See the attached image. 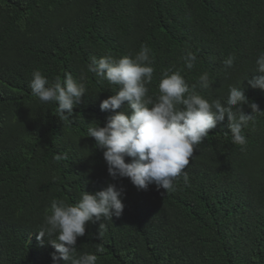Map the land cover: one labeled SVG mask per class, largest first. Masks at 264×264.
Masks as SVG:
<instances>
[{"label":"trees","instance_id":"16d2710c","mask_svg":"<svg viewBox=\"0 0 264 264\" xmlns=\"http://www.w3.org/2000/svg\"><path fill=\"white\" fill-rule=\"evenodd\" d=\"M144 44L153 99L172 68L189 86L208 73L211 86L197 92L209 102H226L231 85L264 111V90L248 83L264 52V0H0V264H64L47 237L36 239L51 202L75 205L110 183L124 189L123 214L88 222L76 244L78 254L101 244L97 264H264V113L244 106L253 120L243 146L232 143L225 117L194 149L189 183L180 176L169 193L113 180L87 136L114 115L100 104L118 90L88 71L91 59L134 57ZM187 51L197 56L191 70ZM37 70L50 82L83 78L86 95L67 122L56 102L31 94Z\"/></svg>","mask_w":264,"mask_h":264},{"label":"clouds","instance_id":"9594fccd","mask_svg":"<svg viewBox=\"0 0 264 264\" xmlns=\"http://www.w3.org/2000/svg\"><path fill=\"white\" fill-rule=\"evenodd\" d=\"M150 51L144 44L134 57L91 59L88 71L117 85L118 90L100 104L101 111H111L114 115L103 127L99 123L89 127L87 136L94 138L95 146L104 150L108 173L113 180L129 178L134 186L145 191L155 184L169 193L176 190L174 182L178 177L183 176L184 182L189 183L186 168L194 149L204 142L210 130L225 121V117L232 143L243 146L247 143L243 129L253 120V115L244 112V106L250 107L253 113L264 111L249 100L243 88L231 85L226 102L220 99L209 102L197 92V87L208 89L211 86L208 73H203L197 83L189 86L181 71L172 68L162 73L159 95L153 99L147 87L154 74ZM182 59L185 67L191 70L197 56L187 51ZM234 61L235 57L230 55L223 64L230 68ZM255 63V74L248 83L254 89L264 90V52ZM29 87L31 94L42 103H57V116L62 122L74 117L75 106L86 95L83 78L77 81L70 73L65 74L63 82L60 77L50 82L39 70L34 71ZM119 109L122 110L117 111ZM129 157L131 161L126 162ZM124 195L122 187L110 183L94 194L85 191L75 205L53 200L50 214L45 215L36 239L43 245L45 237L48 238L56 250L52 255L56 262L97 264V254L104 252L101 244H97L96 254H78L77 239L85 235L88 222L120 217L125 209ZM102 227L103 224L100 229ZM100 236L102 238V232Z\"/></svg>","mask_w":264,"mask_h":264}]
</instances>
